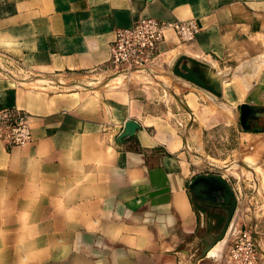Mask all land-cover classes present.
Returning a JSON list of instances; mask_svg holds the SVG:
<instances>
[{
    "label": "crops",
    "instance_id": "0c3cea01",
    "mask_svg": "<svg viewBox=\"0 0 264 264\" xmlns=\"http://www.w3.org/2000/svg\"><path fill=\"white\" fill-rule=\"evenodd\" d=\"M143 17L200 32H168L148 70L98 73ZM181 56L221 75L220 98L172 73ZM217 104L254 118L232 159L197 160ZM19 111L32 142L0 139V264H220L224 245L200 257L225 211L193 201L198 175L228 183L227 234L251 227L264 264V0H0V113Z\"/></svg>",
    "mask_w": 264,
    "mask_h": 264
},
{
    "label": "built area",
    "instance_id": "2783aa9c",
    "mask_svg": "<svg viewBox=\"0 0 264 264\" xmlns=\"http://www.w3.org/2000/svg\"><path fill=\"white\" fill-rule=\"evenodd\" d=\"M173 33L181 43L193 41L200 28L195 20L177 22L160 21L154 18H139L130 27L117 29L110 46V68L100 74H118L124 70L145 71L156 62L159 47L166 34ZM0 139L6 145L24 147L32 142L28 116L17 112L0 113ZM225 264H262L251 227L244 226L233 232Z\"/></svg>",
    "mask_w": 264,
    "mask_h": 264
},
{
    "label": "water",
    "instance_id": "95a60500",
    "mask_svg": "<svg viewBox=\"0 0 264 264\" xmlns=\"http://www.w3.org/2000/svg\"><path fill=\"white\" fill-rule=\"evenodd\" d=\"M184 61L186 63H184ZM172 73L183 80L210 92L217 98L221 97V75H218L215 69L203 62L181 56L174 63ZM172 96L176 99L177 103L185 109L179 98L173 93ZM253 112L254 109L247 105L240 106V124L243 130L250 129V124L247 120L254 118H251ZM255 117L259 118L260 114L256 113ZM138 129L139 126L135 122L126 121L122 127L121 133L117 137L118 143H122L125 138H133ZM188 190L194 202H202L208 208L221 204L225 211V220L218 233L210 235L207 240L203 241V249L200 254V257L202 258L214 245H216V243L224 239L235 211L236 200L230 186L220 176L198 175L194 177L189 184Z\"/></svg>",
    "mask_w": 264,
    "mask_h": 264
},
{
    "label": "rangeland",
    "instance_id": "374dc122",
    "mask_svg": "<svg viewBox=\"0 0 264 264\" xmlns=\"http://www.w3.org/2000/svg\"><path fill=\"white\" fill-rule=\"evenodd\" d=\"M13 73L16 76L27 75L26 72L18 73L14 71ZM124 80L127 81V79ZM214 111H217L223 119L215 120L213 122V128L211 130H206L205 132H203L202 138L205 150L196 152L197 160L206 157L204 156V152L209 154V156L215 160H219L221 159V157H225L228 154L230 159H232V156H230V154L235 147L236 131L241 130L242 128L240 124V112L238 110L232 113L228 108L220 104H217V107H215ZM221 225L222 224H218L216 226L215 231L217 233L220 230ZM231 239L232 235L231 232H229L228 234L226 233L223 240L216 243V245H224V261L226 260V255L230 247ZM224 261L220 262V264H222Z\"/></svg>",
    "mask_w": 264,
    "mask_h": 264
},
{
    "label": "flooded vegetation",
    "instance_id": "af4514ba",
    "mask_svg": "<svg viewBox=\"0 0 264 264\" xmlns=\"http://www.w3.org/2000/svg\"><path fill=\"white\" fill-rule=\"evenodd\" d=\"M247 122H250V120H247Z\"/></svg>",
    "mask_w": 264,
    "mask_h": 264
},
{
    "label": "trees",
    "instance_id": "16d2710c",
    "mask_svg": "<svg viewBox=\"0 0 264 264\" xmlns=\"http://www.w3.org/2000/svg\"><path fill=\"white\" fill-rule=\"evenodd\" d=\"M244 132H246V131H244Z\"/></svg>",
    "mask_w": 264,
    "mask_h": 264
}]
</instances>
